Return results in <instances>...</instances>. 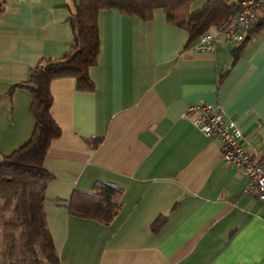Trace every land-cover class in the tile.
I'll return each mask as SVG.
<instances>
[{"label":"crops","instance_id":"obj_1","mask_svg":"<svg viewBox=\"0 0 264 264\" xmlns=\"http://www.w3.org/2000/svg\"><path fill=\"white\" fill-rule=\"evenodd\" d=\"M78 1L3 3L0 160L35 126L29 92L7 93L40 59L72 55ZM98 22L95 90L79 91L70 77L51 84V112L63 132L45 160L53 174L45 208L61 264H264L262 202L244 193L246 179L223 158L222 140L188 114L196 104L219 106L241 127L247 151L264 157V28L234 61L227 41L216 53H196V39L189 42L163 9L151 21L102 9ZM96 182L124 190L107 225L71 215L64 202ZM159 218L165 221L155 231Z\"/></svg>","mask_w":264,"mask_h":264},{"label":"trees","instance_id":"obj_2","mask_svg":"<svg viewBox=\"0 0 264 264\" xmlns=\"http://www.w3.org/2000/svg\"><path fill=\"white\" fill-rule=\"evenodd\" d=\"M196 0H79L70 17L74 34L72 55L61 58H42L34 65L29 78L11 86L7 95L17 89L31 96L30 112L35 119L31 137L22 146L0 160V263L61 264L49 229L45 202L47 186L53 174L45 160L52 143L62 135V128L52 115L53 80L74 78L79 91L92 92L95 83L90 68L98 62L101 39L98 16L102 9H117L128 17L144 21L154 19L157 9H163L167 21L189 33V42L211 30L231 22L236 13L233 0H207L196 10ZM0 1V11H3ZM264 28V15L249 31L245 41L235 46L233 60L246 50L252 36ZM222 77L220 81L223 79ZM101 142V138H97ZM264 166V157L258 160ZM124 190L113 183L96 182L93 191L75 189L66 199L71 215L110 224L119 213ZM164 218L152 226L158 231Z\"/></svg>","mask_w":264,"mask_h":264},{"label":"built area","instance_id":"obj_3","mask_svg":"<svg viewBox=\"0 0 264 264\" xmlns=\"http://www.w3.org/2000/svg\"><path fill=\"white\" fill-rule=\"evenodd\" d=\"M3 3L6 0H0ZM236 13L231 22L215 27L200 35L192 44L196 53H216L218 43L227 41L235 46L242 44L249 31L264 15V0H233ZM192 122L207 136L222 140L223 158L241 170L246 179L244 193L258 198L264 206V166L246 149L241 127L234 120H228L219 106L201 103L191 106ZM264 224V222H263ZM44 264H49L45 262Z\"/></svg>","mask_w":264,"mask_h":264}]
</instances>
